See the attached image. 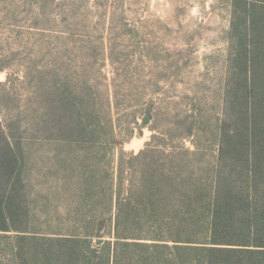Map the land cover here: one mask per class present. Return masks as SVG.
<instances>
[{"label":"trees","instance_id":"obj_1","mask_svg":"<svg viewBox=\"0 0 264 264\" xmlns=\"http://www.w3.org/2000/svg\"><path fill=\"white\" fill-rule=\"evenodd\" d=\"M225 1L216 81L159 44L108 80L75 17L0 83V264H264V0Z\"/></svg>","mask_w":264,"mask_h":264},{"label":"rangeland","instance_id":"obj_2","mask_svg":"<svg viewBox=\"0 0 264 264\" xmlns=\"http://www.w3.org/2000/svg\"><path fill=\"white\" fill-rule=\"evenodd\" d=\"M75 17L76 37L89 33L103 41L102 74L108 80L121 63L137 64L136 58L125 59L128 51L157 44L184 52L187 82L216 81L224 67L230 25L225 0H0V83L10 78L15 92L22 95L19 81L42 62L43 55L52 53L53 39L67 31L64 19ZM109 49L117 59L113 64ZM149 136L144 129L123 150L138 152ZM3 243L11 252V241Z\"/></svg>","mask_w":264,"mask_h":264}]
</instances>
